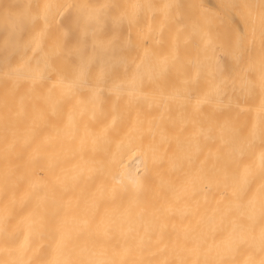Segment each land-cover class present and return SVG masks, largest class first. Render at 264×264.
I'll return each instance as SVG.
<instances>
[{
  "label": "bare ground",
  "instance_id": "1",
  "mask_svg": "<svg viewBox=\"0 0 264 264\" xmlns=\"http://www.w3.org/2000/svg\"><path fill=\"white\" fill-rule=\"evenodd\" d=\"M192 1L0 0V264H264L261 75Z\"/></svg>",
  "mask_w": 264,
  "mask_h": 264
},
{
  "label": "rangeland",
  "instance_id": "2",
  "mask_svg": "<svg viewBox=\"0 0 264 264\" xmlns=\"http://www.w3.org/2000/svg\"><path fill=\"white\" fill-rule=\"evenodd\" d=\"M188 12L183 19L189 28L215 31L227 41L243 45L249 53L243 57L244 63L257 67L264 92V0H195L189 3ZM215 54V69L220 71L225 52L218 48ZM234 59L240 60L239 57L227 59L229 65L238 62Z\"/></svg>",
  "mask_w": 264,
  "mask_h": 264
}]
</instances>
